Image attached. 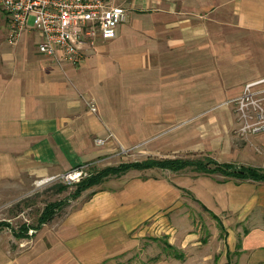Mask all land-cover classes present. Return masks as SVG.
Listing matches in <instances>:
<instances>
[{
    "label": "crops",
    "instance_id": "crops-1",
    "mask_svg": "<svg viewBox=\"0 0 264 264\" xmlns=\"http://www.w3.org/2000/svg\"><path fill=\"white\" fill-rule=\"evenodd\" d=\"M110 1L124 5L128 19L114 37L84 44L76 65L41 53L31 20L11 42L0 9V183L78 167L103 152L94 136L264 168V129L250 137L257 145H239L226 103L246 82L264 78V0ZM183 178L179 187L216 215L213 236L224 235L201 243L195 232L178 231L179 255L153 264H264V181ZM180 195L165 179L135 178L74 210L53 249L19 261L93 264L129 250L138 244L135 227ZM103 199L112 210L97 205ZM94 216H108L106 225L85 230ZM113 230L119 237L108 236Z\"/></svg>",
    "mask_w": 264,
    "mask_h": 264
},
{
    "label": "rangeland",
    "instance_id": "rangeland-1",
    "mask_svg": "<svg viewBox=\"0 0 264 264\" xmlns=\"http://www.w3.org/2000/svg\"><path fill=\"white\" fill-rule=\"evenodd\" d=\"M258 80L260 78L254 81ZM248 82L243 85L240 93L226 100V103L231 104L234 111V140L239 145L248 142L257 145L250 137L264 129L258 131H244L242 129L244 122V116L240 108L242 101L248 115L251 114L258 118V113L264 114V81H260V83L251 86L250 89H246ZM97 137L101 136H94L93 141L96 145ZM98 146L103 147V152L78 166V169L81 170L79 179L68 180L61 175L46 180L44 178L49 175L24 176L0 183V264H3V258L4 261L9 260V264H21L22 261L19 260L22 257L25 258V262H29V258L34 253L35 258L38 256V252L53 249L55 244L61 241L59 239V228L74 210L81 208V206H90L93 200L107 192L111 193L115 189L126 186L129 181L135 178L140 180H146L147 178L165 179L172 189L177 192L180 191L182 195L162 209L161 212H155L135 227L131 235L138 240L136 246L118 254L110 255L104 260L96 261L93 264H153L159 258L164 257L174 261L175 253L178 251L177 245L182 241V234H179L178 231L195 232L201 243L221 240V235H224V233L216 235L217 237L213 236V230H215L216 223H218L215 217L190 193L179 187L178 181H183L184 176L199 174L192 168L178 171L162 168L130 169L123 173L111 174L101 183L84 190L80 196L75 197L73 195L77 183L81 179L92 173H97L106 166L119 165L122 162L142 159L150 155L156 157H204L209 152L190 149L171 152H148L145 151V147L141 143L132 147L118 141L116 138H109L104 144H98ZM218 174L221 177L228 176L222 172ZM112 203V200L103 199L98 201L97 205L107 207V211H110L112 210ZM48 209L53 210L55 214L47 222L41 223V219ZM107 219L108 216L104 219H101L100 216H94L86 220L83 226L85 230L104 227ZM26 226L30 227L27 232L29 235L18 237L15 233ZM38 226L39 228L35 229ZM109 235L112 238L114 235L119 237L120 233L113 230ZM39 241L40 244H38ZM166 241L172 243L175 249L166 246ZM202 264L210 263L204 261Z\"/></svg>",
    "mask_w": 264,
    "mask_h": 264
},
{
    "label": "built area",
    "instance_id": "built-area-1",
    "mask_svg": "<svg viewBox=\"0 0 264 264\" xmlns=\"http://www.w3.org/2000/svg\"><path fill=\"white\" fill-rule=\"evenodd\" d=\"M0 7L9 19L8 38L15 42L28 27L30 20L34 29L41 34L38 49L41 53L53 57L58 63L76 65L82 57L84 44L95 45L98 41L112 38L120 23L129 16L128 9L110 0H0ZM260 81H250V89ZM256 102V101H253ZM91 110L97 106L87 99ZM257 107V106H256ZM244 131H258L264 128V114L258 118L246 113L245 104H240ZM107 138L97 137V144H104ZM59 175L68 180L79 179L78 167L67 172L51 174L44 179Z\"/></svg>",
    "mask_w": 264,
    "mask_h": 264
},
{
    "label": "trees",
    "instance_id": "trees-1",
    "mask_svg": "<svg viewBox=\"0 0 264 264\" xmlns=\"http://www.w3.org/2000/svg\"><path fill=\"white\" fill-rule=\"evenodd\" d=\"M148 168H162L170 169L173 171L182 170L185 168H192L197 173H209L215 174L222 172L228 176L225 177H236L238 179L251 178L258 181H264V168L254 167V166H237L231 162H220L214 156L207 153L204 157H193V156H147L146 158L136 159L133 161L122 162L119 165H110L102 168L97 173H92L77 183V187L74 191V196H80L84 190L87 188L99 184L104 181L111 174H119L126 172L130 169H148ZM224 177V178H225ZM204 206V205H203ZM55 212L51 209L46 211L43 215L41 223L47 222L53 217ZM216 216L215 214H213ZM30 227L26 226L21 228L15 234L18 237L28 236ZM35 227V229H38ZM166 246L175 249V246L166 241ZM176 251V250H175ZM176 256L179 255L178 251L175 253Z\"/></svg>",
    "mask_w": 264,
    "mask_h": 264
}]
</instances>
